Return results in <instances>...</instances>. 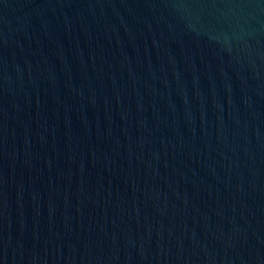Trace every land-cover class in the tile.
Masks as SVG:
<instances>
[{"label":"water","instance_id":"1","mask_svg":"<svg viewBox=\"0 0 264 264\" xmlns=\"http://www.w3.org/2000/svg\"><path fill=\"white\" fill-rule=\"evenodd\" d=\"M0 264H264V0H0Z\"/></svg>","mask_w":264,"mask_h":264}]
</instances>
